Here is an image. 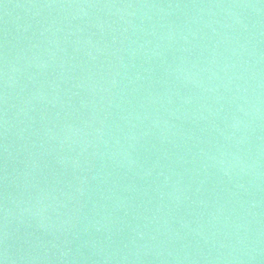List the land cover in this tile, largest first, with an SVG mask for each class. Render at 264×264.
<instances>
[{
	"label": "water",
	"instance_id": "95a60500",
	"mask_svg": "<svg viewBox=\"0 0 264 264\" xmlns=\"http://www.w3.org/2000/svg\"><path fill=\"white\" fill-rule=\"evenodd\" d=\"M2 264H264V0H0Z\"/></svg>",
	"mask_w": 264,
	"mask_h": 264
},
{
	"label": "snow or ice",
	"instance_id": "6c2138e0",
	"mask_svg": "<svg viewBox=\"0 0 264 264\" xmlns=\"http://www.w3.org/2000/svg\"><path fill=\"white\" fill-rule=\"evenodd\" d=\"M0 264H2V261H0Z\"/></svg>",
	"mask_w": 264,
	"mask_h": 264
}]
</instances>
